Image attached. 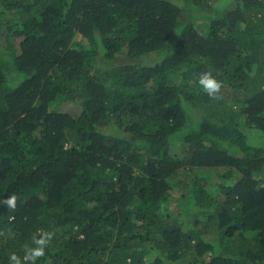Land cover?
<instances>
[{"label":"trees","instance_id":"obj_1","mask_svg":"<svg viewBox=\"0 0 264 264\" xmlns=\"http://www.w3.org/2000/svg\"><path fill=\"white\" fill-rule=\"evenodd\" d=\"M12 194L0 264H264V0H0Z\"/></svg>","mask_w":264,"mask_h":264},{"label":"clouds","instance_id":"obj_2","mask_svg":"<svg viewBox=\"0 0 264 264\" xmlns=\"http://www.w3.org/2000/svg\"><path fill=\"white\" fill-rule=\"evenodd\" d=\"M200 87L212 99H218L222 87L212 74L211 71H205L200 74L199 81ZM17 203V196L12 194L7 199L0 200V204L6 205L10 211L15 210ZM54 233L40 230L39 234L32 236V243L34 247L25 246L24 256L21 259L15 253L9 257V264H36L37 260L44 258L46 255L45 249L50 245L53 240Z\"/></svg>","mask_w":264,"mask_h":264},{"label":"rangeland","instance_id":"obj_3","mask_svg":"<svg viewBox=\"0 0 264 264\" xmlns=\"http://www.w3.org/2000/svg\"><path fill=\"white\" fill-rule=\"evenodd\" d=\"M221 1L224 2V0H221ZM205 24L206 23H203L202 25L204 26ZM58 107L62 112L73 115L75 117L79 116L81 113V108L78 105H75L73 103H63V104L58 105ZM249 136L253 138L254 132L249 133ZM259 144L262 145V143H259ZM171 150H172L171 154L180 155L182 148L178 145V146H174Z\"/></svg>","mask_w":264,"mask_h":264}]
</instances>
